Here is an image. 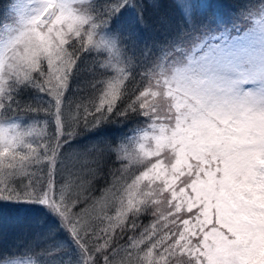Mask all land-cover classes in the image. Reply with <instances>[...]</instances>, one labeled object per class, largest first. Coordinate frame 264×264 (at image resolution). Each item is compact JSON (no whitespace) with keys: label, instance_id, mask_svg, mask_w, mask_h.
Instances as JSON below:
<instances>
[{"label":"snow or ice","instance_id":"1","mask_svg":"<svg viewBox=\"0 0 264 264\" xmlns=\"http://www.w3.org/2000/svg\"><path fill=\"white\" fill-rule=\"evenodd\" d=\"M235 4L206 20L185 0L161 37L146 19L157 0H11L0 202L38 207L0 264H264V0ZM108 193L114 214H94Z\"/></svg>","mask_w":264,"mask_h":264},{"label":"trees","instance_id":"2","mask_svg":"<svg viewBox=\"0 0 264 264\" xmlns=\"http://www.w3.org/2000/svg\"><path fill=\"white\" fill-rule=\"evenodd\" d=\"M161 5L156 11H148L146 13V19L148 24L151 26L152 30L157 36H163L179 27L180 21L183 19L181 16L180 8L177 0H157ZM185 2V1H184ZM200 3L199 7L202 11L203 18L206 20H211L214 17H224L226 19L233 18L236 4L235 0H198ZM246 2V0H243ZM11 4V0H0V24H4L10 15V12H6V6ZM90 79V74L87 71L82 72L80 78L76 83L83 84L85 81ZM75 89V85H73ZM167 99V98H165ZM20 122L23 123L21 131L31 130L32 128L39 129L37 125L40 126V121L36 118L33 113H18ZM35 125V126H34ZM110 127H123V125H114ZM135 127V125H133ZM39 132V131H38ZM37 132V133H38ZM29 140L35 143L39 142V135H33L28 137ZM138 137H129L125 143L129 147L130 155H138V149H135V145ZM79 147L84 149L89 144V138L80 137ZM111 162V158L105 164V172L107 173L108 164ZM86 165V171H87ZM78 167L84 169L85 166L82 163H78ZM142 167L141 164L132 161V165L128 163V168L126 171V178L129 179L134 175L135 170ZM109 180L110 176L107 177ZM105 187V180H99L96 182L92 192L89 195L94 197H100L103 193ZM108 187H111L109 184ZM106 202L97 204L91 211L94 214L103 215L104 213L114 214V208L118 207V202L116 198L108 193ZM38 206L36 205H20L12 204L8 202H0V250L7 251L11 246L18 241L22 235V228L26 225L31 216L35 213ZM144 223L148 222L147 218H141ZM127 238H125L126 242Z\"/></svg>","mask_w":264,"mask_h":264},{"label":"rangeland","instance_id":"3","mask_svg":"<svg viewBox=\"0 0 264 264\" xmlns=\"http://www.w3.org/2000/svg\"><path fill=\"white\" fill-rule=\"evenodd\" d=\"M178 1V3L179 4H182V3H184V1L185 0H177ZM14 18L12 17V15H11V13H10V15H9V17L7 18V20L4 22V24L5 23H10V22H12V20H13ZM233 34H237V33H235V32H233ZM0 39H2V33H0ZM165 98H167V97H165ZM35 126V125H34ZM38 127H40L39 125H37ZM37 132L39 131V129H35ZM40 138V137H39ZM36 143H38V142H36ZM140 143H141V141L139 140V139H137V142H136V145H135V149H138V155H141L142 156V154H141V151H140ZM143 143H144V145H145V151H150L151 149L149 148V146H148V141H143ZM125 147L127 148V150L129 149V147H128V145L125 143ZM152 147L154 148L155 147V144H154V141L152 142ZM128 153L130 154V151L128 150ZM6 159V158H5ZM148 159H152V157H148ZM132 161L133 160H129V162L128 163H130V165H132ZM82 165L83 166H85V174H86V165H89L88 163H82ZM88 167V166H87Z\"/></svg>","mask_w":264,"mask_h":264}]
</instances>
